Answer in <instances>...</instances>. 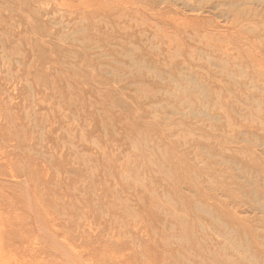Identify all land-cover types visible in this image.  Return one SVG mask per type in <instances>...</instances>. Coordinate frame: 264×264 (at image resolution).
I'll return each instance as SVG.
<instances>
[{"label":"rangeland","instance_id":"1","mask_svg":"<svg viewBox=\"0 0 264 264\" xmlns=\"http://www.w3.org/2000/svg\"><path fill=\"white\" fill-rule=\"evenodd\" d=\"M0 264H264V0H0Z\"/></svg>","mask_w":264,"mask_h":264}]
</instances>
